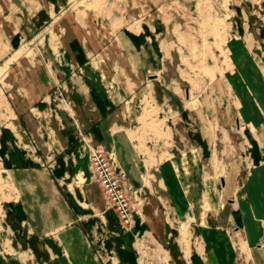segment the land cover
Returning a JSON list of instances; mask_svg holds the SVG:
<instances>
[{"label": "rangeland", "instance_id": "1", "mask_svg": "<svg viewBox=\"0 0 264 264\" xmlns=\"http://www.w3.org/2000/svg\"><path fill=\"white\" fill-rule=\"evenodd\" d=\"M197 242L264 264V0H0V264H202Z\"/></svg>", "mask_w": 264, "mask_h": 264}, {"label": "built area", "instance_id": "2", "mask_svg": "<svg viewBox=\"0 0 264 264\" xmlns=\"http://www.w3.org/2000/svg\"><path fill=\"white\" fill-rule=\"evenodd\" d=\"M89 161L108 202L116 212L119 225L127 230L133 223V214L126 193V173L113 166L106 152L99 145L89 146Z\"/></svg>", "mask_w": 264, "mask_h": 264}, {"label": "crops", "instance_id": "3", "mask_svg": "<svg viewBox=\"0 0 264 264\" xmlns=\"http://www.w3.org/2000/svg\"><path fill=\"white\" fill-rule=\"evenodd\" d=\"M22 91H23V94L24 95H28V93L30 94H32V92H31V90H30V88L29 87H26V85L24 86V87H22V89H21ZM27 91V92H26ZM89 121V120H88ZM90 125H93L94 126V123L93 122H88ZM114 126V125H113ZM100 133V132H99ZM111 138H113V140H115L116 141V139H114V137H113V134H112V131H111ZM118 140V139H117ZM114 141V142H115ZM119 141V140H118ZM169 167V166H168ZM154 175V174H153ZM222 176V175H221ZM164 177H165V179L167 180V174H165L164 175ZM222 181H223V179H222ZM225 181V180H224ZM246 181H247V179H246ZM172 185V184H171ZM159 186H160V184H159ZM161 187V186H160ZM172 187V186H171ZM160 189H163V188H160ZM160 189H157V191H155V193H159L158 195H156V194H153V193H151L152 194V196L154 197V198H156L158 201H161V199L163 198V194H161V190ZM164 190V189H163ZM165 191V190H164ZM84 195H85V197H86V193H85V190H84ZM165 196V195H164ZM237 201V200H236ZM236 201L233 203V204H236ZM92 203V202H91ZM240 203V204H239ZM181 204V203H180ZM180 204H177L178 206L180 205ZM239 204V205H238ZM238 204H236V205H238L239 207H240V211L242 212L243 210H242V202H238ZM220 213V216H217L216 217V215L217 214H219ZM234 216H235V213L232 215L231 213H227V214H225V213H222L221 212V210H218V211H216L215 213H213L212 215H211V217H212V219H213V221H217V222H220V221H223V222H225V220H226V222L229 224V222H230V220H231V218H234ZM156 216H155V214H154V210H153V206H152V204L151 203H147L145 206H144V211H143V214H142V216H139V224H142V223H154V222H157V218H155ZM209 216H207V217H205L204 216V222L206 221V219L208 218ZM171 220L174 218L175 219V216L174 215H172L171 217ZM216 219H218V220H216ZM167 221V219H165V218H163V222L165 223ZM175 221V220H174ZM206 223V222H205ZM207 225H206V227L208 228V229H206V231H205V236H207L206 237V239H205V241H206V243H207V247L209 246H211L212 247V244L210 243V240H211V238H212V236H210V234H211V232L209 231L210 229L209 228H213L212 226H210L209 225V223H206ZM143 230H146V233L148 232V233H150V235H152L154 238H155V240H163V239H169V237H170V235H169V232L165 229V228H161V234H158L157 233V230H156V227H153V226H149L148 225V227H147V229H143ZM208 233V234H207ZM64 237L65 235H63V234H61V237ZM70 237L68 236V244L70 243V239H69ZM77 239H78V237H76ZM167 239V240H168ZM208 240V241H207ZM202 242V241H201ZM201 242H197V245H198V247H197V249H198V251L199 252H197L198 253V255H197V257H196V260L198 261V262H202V264H205V262H206V260L207 261H209L210 260V254L208 253V255H207V258L206 257H204V255H205V252H203L204 251V244L203 243H201ZM196 245V246H197ZM69 247V246H68ZM211 247H210V249L208 250V251H211ZM71 249H72V247H70L69 248V251H70V253H74L73 252V250L71 251ZM78 249V252H81L82 253V249L81 248H77ZM225 256V255H224ZM200 257V258H199ZM226 257V256H225ZM214 260H216L215 262H214ZM219 261H220V263L219 264H227V262H228V260H227V257H226V259L224 258V259H219ZM219 261H217V258H215L214 259V256H213V259L211 260V262H209V264H218V262ZM206 264H208V263H206Z\"/></svg>", "mask_w": 264, "mask_h": 264}, {"label": "bare ground", "instance_id": "4", "mask_svg": "<svg viewBox=\"0 0 264 264\" xmlns=\"http://www.w3.org/2000/svg\"><path fill=\"white\" fill-rule=\"evenodd\" d=\"M148 241H150V242H151L152 240H148Z\"/></svg>", "mask_w": 264, "mask_h": 264}]
</instances>
